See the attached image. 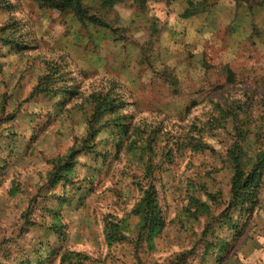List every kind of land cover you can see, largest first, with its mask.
Listing matches in <instances>:
<instances>
[{
  "label": "rangeland",
  "instance_id": "rangeland-1",
  "mask_svg": "<svg viewBox=\"0 0 264 264\" xmlns=\"http://www.w3.org/2000/svg\"><path fill=\"white\" fill-rule=\"evenodd\" d=\"M101 3L83 1L98 25L0 0V264H264V172L227 205L228 148L264 149V0ZM96 94L122 104L118 146L114 116L88 138ZM143 183L154 234L132 212Z\"/></svg>",
  "mask_w": 264,
  "mask_h": 264
},
{
  "label": "trees",
  "instance_id": "trees-1",
  "mask_svg": "<svg viewBox=\"0 0 264 264\" xmlns=\"http://www.w3.org/2000/svg\"><path fill=\"white\" fill-rule=\"evenodd\" d=\"M41 6L56 9L59 11H65L66 9H70L76 18L81 22L85 23V21H90L94 24L101 25V20L99 17L95 15L89 14L88 8L83 4L84 0H36ZM123 0H101L102 8H111L114 4L120 3ZM236 1H247V0H236ZM56 75H59L57 70H53L50 75L44 77L45 84L43 88L41 86L35 88V91L38 93H45L47 89L46 85L51 84L53 82H57ZM61 77V76H59ZM89 102L93 105V113L91 117L88 119V126H90V130L88 133V138H93L96 133L100 130L99 123H101L104 116L108 115L114 116L111 120H106L102 125L105 126H116L117 133L119 134V140L117 142V146L121 143V139L127 135L129 130V124H127L126 117L119 114V109L122 107L121 102L116 101L115 97H111L107 94H96L89 97ZM108 117V118H109ZM135 140L129 142L127 148L134 150L138 149L140 153L144 152V149L147 150L148 146L146 144L145 147H137L135 145ZM197 150H201L204 148L202 144H197ZM133 152V151H132ZM73 157V153L69 155V157L65 160H60V163L63 162L66 167H71L70 163L68 164V160ZM227 160L232 169V176L229 179V201L227 203L228 208H237L242 210L246 205L254 202L257 191L260 186L261 175L264 172V149L256 150L252 159L248 158L246 152L242 149V145L238 144V142H234L227 150ZM147 173L149 176L151 175L152 168L149 166L146 167ZM144 187L142 190L141 198L135 204L132 212L135 215H140L144 219V226L149 229V232L154 234L163 226V217L160 216L159 208L156 203L155 191L151 183H145L141 185ZM205 199H209L208 194H204ZM210 200L213 201V198L210 196ZM207 201V200H206ZM192 205L195 209V212L198 215L207 214V210L209 206L206 205L205 202H200L197 198L192 199ZM111 227L107 228V239L109 241L114 240V235L111 233Z\"/></svg>",
  "mask_w": 264,
  "mask_h": 264
}]
</instances>
